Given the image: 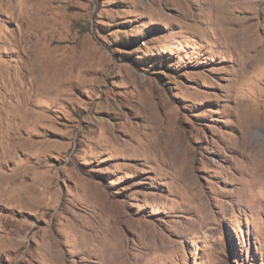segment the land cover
I'll use <instances>...</instances> for the list:
<instances>
[{"label": "rangeland", "instance_id": "1", "mask_svg": "<svg viewBox=\"0 0 264 264\" xmlns=\"http://www.w3.org/2000/svg\"><path fill=\"white\" fill-rule=\"evenodd\" d=\"M0 264H264V0H0Z\"/></svg>", "mask_w": 264, "mask_h": 264}, {"label": "bare ground", "instance_id": "2", "mask_svg": "<svg viewBox=\"0 0 264 264\" xmlns=\"http://www.w3.org/2000/svg\"><path fill=\"white\" fill-rule=\"evenodd\" d=\"M229 23H230V22H228V24H229ZM231 23H234V22L231 21ZM236 31H239V29H237Z\"/></svg>", "mask_w": 264, "mask_h": 264}]
</instances>
